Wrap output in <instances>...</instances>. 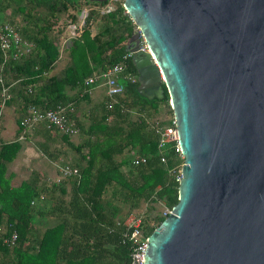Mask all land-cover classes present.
Wrapping results in <instances>:
<instances>
[{
  "label": "trees",
  "instance_id": "1",
  "mask_svg": "<svg viewBox=\"0 0 264 264\" xmlns=\"http://www.w3.org/2000/svg\"><path fill=\"white\" fill-rule=\"evenodd\" d=\"M107 3L112 7L107 12L96 8ZM86 8L80 34L69 38L59 57L65 25L75 23ZM0 22L11 23L33 44L29 53L0 69L9 86L5 108L15 124L12 138L0 133V264H128L129 247L121 243L115 221L142 212L141 228L150 234L165 217L163 206L177 202L178 181L167 169L183 159L174 142L157 148L156 129L172 118L163 85L162 96L149 99L138 93L137 79L121 80L124 90L111 108L105 99L92 103L85 92L84 78L126 52L133 24L122 1L0 0ZM127 59L126 69L136 75ZM29 104L39 110L63 107L77 134H64L45 122L22 126ZM4 116L3 111L0 128ZM24 144L35 149L45 169L10 168ZM135 155L144 156L145 163L133 165ZM59 157L78 174L49 182L50 162ZM12 232L16 239L4 242Z\"/></svg>",
  "mask_w": 264,
  "mask_h": 264
},
{
  "label": "water",
  "instance_id": "2",
  "mask_svg": "<svg viewBox=\"0 0 264 264\" xmlns=\"http://www.w3.org/2000/svg\"><path fill=\"white\" fill-rule=\"evenodd\" d=\"M122 7L138 93L165 87L183 157L177 202L147 235L143 264H264V0Z\"/></svg>",
  "mask_w": 264,
  "mask_h": 264
},
{
  "label": "built area",
  "instance_id": "3",
  "mask_svg": "<svg viewBox=\"0 0 264 264\" xmlns=\"http://www.w3.org/2000/svg\"><path fill=\"white\" fill-rule=\"evenodd\" d=\"M110 1V0H109ZM100 12H107L112 7L110 3L105 4L102 7H96ZM85 9H83L77 18L75 23L67 22L64 29L65 32L59 37V57L61 56L62 47L69 38H74L78 36L81 32L83 26V20L86 15ZM132 22V21H131ZM133 24V23H132ZM134 27V25H133ZM136 29V27H134ZM139 46L137 51L148 52L150 58L152 55L149 48L147 47L144 39L139 34ZM33 44L24 40L19 35L17 28L9 22H0V69L9 60H15L21 56L27 54L32 49ZM133 52L126 51L121 60L115 64L108 66L98 72H92L89 76L83 79V85L85 92L90 94L94 86H102L104 88V103L107 108H111L113 104L116 103V96L121 94L123 91V83L121 80H128L130 82L137 79V75L128 71L124 60L131 58ZM9 86L4 84L2 78L0 77V115L5 108V102L9 98L8 93ZM38 122H45L47 127H54L58 131L63 132L67 135H74L77 132V128L71 118L65 115L63 107L50 108L46 110H39L35 105L29 104L26 107V114L20 120L22 126H31ZM156 132L158 134L157 138V148L160 149L168 142H174L176 145V150L179 153V157L183 159L180 154L177 145V130L173 118H171L170 123L162 128H157ZM21 138V136H19ZM159 162L164 164L165 158L159 156ZM133 165L139 163H145V157L135 155L131 159ZM182 164V163H181ZM180 164V166H181ZM54 167L57 169V174L54 176H47L49 182L58 183L62 178L68 176H76L78 171L75 167L69 164H61L59 162L53 163ZM180 166H173L167 169V172L175 179H180ZM41 198V197H40ZM32 203V202H31ZM171 208L163 206L162 216H166L170 212ZM142 212L140 213H128L120 220L115 221V226L120 229V241L121 243L128 244V264H143V255L146 248L147 235L143 233L142 230ZM112 229L108 228L110 232ZM16 239L15 232H12L9 237L3 238L4 242L12 244Z\"/></svg>",
  "mask_w": 264,
  "mask_h": 264
},
{
  "label": "crops",
  "instance_id": "4",
  "mask_svg": "<svg viewBox=\"0 0 264 264\" xmlns=\"http://www.w3.org/2000/svg\"><path fill=\"white\" fill-rule=\"evenodd\" d=\"M104 96H105L104 88L100 85L94 86L91 90V93L89 94V97H90V100L92 103L100 102V101L104 100ZM3 111H4L5 116H4L2 124H1L0 133L5 138H12V136L14 134V130H15V124L12 123L13 117H12V122L9 121V118L7 116H9L11 114V112L7 108H4ZM20 160H22L25 164L30 162L35 167L45 169V167L43 165V161L41 158H39L38 153L35 151V149L32 146H30L28 144L23 145L22 149L18 153L17 158L12 162L10 168L14 171H18V167H19L18 164L21 163V162H19ZM61 161H62V158L59 157L58 161L50 162V168H49L48 172L50 173L51 176H54L57 174V173L56 174L53 173L54 172L53 163H56V162L60 163ZM33 217L35 218L36 216L34 215ZM35 221H36V218H35Z\"/></svg>",
  "mask_w": 264,
  "mask_h": 264
},
{
  "label": "rangeland",
  "instance_id": "5",
  "mask_svg": "<svg viewBox=\"0 0 264 264\" xmlns=\"http://www.w3.org/2000/svg\"><path fill=\"white\" fill-rule=\"evenodd\" d=\"M121 1H122V0H121ZM84 7H86V6H84ZM85 10H87V8H86ZM89 30H90L91 33L94 32V31H95V25H94V24H91ZM7 117L9 118V121L12 122V115L10 114V115L7 116ZM12 123H13V122H12ZM19 162H21V163L18 164V166H19V167H18V170H20V171H22V172L25 171V167L27 168L28 166L33 165V164H31L30 162L27 163V164H25L22 160H20ZM22 162H23V163H22ZM48 174H49V175H47V176H51L49 172H48Z\"/></svg>",
  "mask_w": 264,
  "mask_h": 264
},
{
  "label": "bare ground",
  "instance_id": "6",
  "mask_svg": "<svg viewBox=\"0 0 264 264\" xmlns=\"http://www.w3.org/2000/svg\"><path fill=\"white\" fill-rule=\"evenodd\" d=\"M111 4V3H110ZM99 7V6H98ZM86 18V17H85ZM85 24V23H84ZM23 39V38H22ZM72 39V38H71ZM121 60V59H120ZM128 59H126L125 61H127ZM131 60V59H130ZM128 62V61H127ZM125 63V62H124ZM127 68V67H126ZM124 90V89H123ZM103 91V90H102ZM164 94V93H163ZM120 95V94H119ZM77 134V133H75Z\"/></svg>",
  "mask_w": 264,
  "mask_h": 264
}]
</instances>
